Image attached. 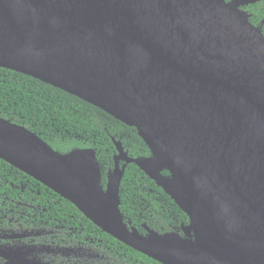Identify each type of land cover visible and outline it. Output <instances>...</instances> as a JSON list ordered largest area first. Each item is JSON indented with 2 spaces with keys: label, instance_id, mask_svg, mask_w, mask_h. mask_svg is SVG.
I'll return each instance as SVG.
<instances>
[{
  "label": "water",
  "instance_id": "obj_1",
  "mask_svg": "<svg viewBox=\"0 0 264 264\" xmlns=\"http://www.w3.org/2000/svg\"><path fill=\"white\" fill-rule=\"evenodd\" d=\"M260 1L0 0V67L135 127L153 154L130 158L113 139L103 188L94 149L62 155L0 119V158L159 263L264 264L263 22L242 9ZM131 163L188 216L185 236L128 228L120 187Z\"/></svg>",
  "mask_w": 264,
  "mask_h": 264
},
{
  "label": "trees",
  "instance_id": "obj_2",
  "mask_svg": "<svg viewBox=\"0 0 264 264\" xmlns=\"http://www.w3.org/2000/svg\"><path fill=\"white\" fill-rule=\"evenodd\" d=\"M242 9L251 15L253 25L258 26L264 20V0ZM262 31L264 34V26ZM0 119L25 127L62 155L77 149H94L101 166L103 188L117 162L118 151L113 139L122 143L130 158L153 157L135 127L58 87L2 67ZM119 164L122 168L125 162L119 161ZM160 175L171 178L166 168ZM3 195L14 203L6 201ZM120 200L121 214L129 229L135 227L143 233L146 225L162 235L172 232L181 235L183 227L190 226L188 216L175 201L134 163L126 166ZM17 203L23 205L16 209ZM10 204L15 216L26 209L32 217L42 215L49 224L79 225L91 230L93 236L121 245L143 260L160 264L105 233L74 204L0 158V211L11 209Z\"/></svg>",
  "mask_w": 264,
  "mask_h": 264
},
{
  "label": "flooded vegetation",
  "instance_id": "obj_3",
  "mask_svg": "<svg viewBox=\"0 0 264 264\" xmlns=\"http://www.w3.org/2000/svg\"><path fill=\"white\" fill-rule=\"evenodd\" d=\"M21 205L17 203L16 209ZM9 206L11 209L0 211V264H156L121 245L93 236L87 228L71 223L49 224L42 215L32 217L26 209L15 216L12 204ZM146 227L143 233L135 227L130 229L148 236ZM181 236H185L183 230Z\"/></svg>",
  "mask_w": 264,
  "mask_h": 264
}]
</instances>
